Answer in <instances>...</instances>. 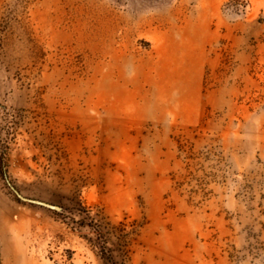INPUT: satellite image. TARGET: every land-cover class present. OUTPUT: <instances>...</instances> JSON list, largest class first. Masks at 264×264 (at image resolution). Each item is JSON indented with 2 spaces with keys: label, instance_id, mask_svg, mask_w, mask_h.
<instances>
[{
  "label": "rangeland",
  "instance_id": "rangeland-1",
  "mask_svg": "<svg viewBox=\"0 0 264 264\" xmlns=\"http://www.w3.org/2000/svg\"><path fill=\"white\" fill-rule=\"evenodd\" d=\"M0 264H264V0H0Z\"/></svg>",
  "mask_w": 264,
  "mask_h": 264
},
{
  "label": "water",
  "instance_id": "water-1",
  "mask_svg": "<svg viewBox=\"0 0 264 264\" xmlns=\"http://www.w3.org/2000/svg\"><path fill=\"white\" fill-rule=\"evenodd\" d=\"M8 185L11 188V190L14 192L16 197L22 202L39 205V206H42V207H45V208H49V209H52V210H60L61 209L58 205H55V204H51V203H48V202H45V201H41V200H37V199L24 197L9 182H8Z\"/></svg>",
  "mask_w": 264,
  "mask_h": 264
}]
</instances>
